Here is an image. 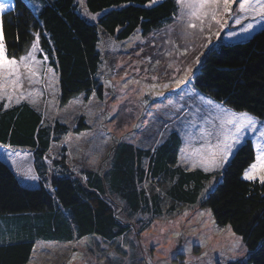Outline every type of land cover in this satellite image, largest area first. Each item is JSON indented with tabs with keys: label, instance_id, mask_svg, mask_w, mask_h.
Returning <instances> with one entry per match:
<instances>
[{
	"label": "trees",
	"instance_id": "obj_1",
	"mask_svg": "<svg viewBox=\"0 0 264 264\" xmlns=\"http://www.w3.org/2000/svg\"><path fill=\"white\" fill-rule=\"evenodd\" d=\"M38 1L45 5L39 12L30 0H12L15 7L6 11L3 26L39 29L43 49L39 57L46 55L47 67L58 75L61 105L78 95L104 100L102 33L119 42L139 31L148 37L170 25L177 11L174 0H161L152 6L150 0H85L87 13L96 17L90 20L78 0ZM5 42L9 55L14 50L15 56L22 54L21 39L15 46L10 38ZM194 87L235 111L263 119L264 29L244 41L211 46L195 75ZM85 126L80 118L74 133L79 134ZM70 130L57 121L46 123L44 116L25 102L9 110L0 107V145L32 150L40 180L36 188L25 187L14 170L0 160V215L23 218L25 227L21 238L0 243V264H29L38 242L70 243L93 236L113 242L124 238L130 227L121 219L115 199L128 218L162 216L163 199L144 188L150 178L167 186L165 196L173 212L178 205H196L203 184L215 177L216 184L202 206L210 209L217 224L229 225L248 252L245 260L228 264H264V185L242 177L255 160L251 140L218 174L182 169L178 165L182 139L172 133L154 155L130 144L118 145L110 168L102 174L87 171L79 179L73 172L57 169L50 176L46 157L52 144ZM65 162L62 156L61 165Z\"/></svg>",
	"mask_w": 264,
	"mask_h": 264
},
{
	"label": "rangeland",
	"instance_id": "obj_2",
	"mask_svg": "<svg viewBox=\"0 0 264 264\" xmlns=\"http://www.w3.org/2000/svg\"><path fill=\"white\" fill-rule=\"evenodd\" d=\"M78 2L84 14L87 13L85 0L83 5L81 0ZM30 5L33 7L32 0ZM233 10L235 14L236 5ZM85 16L95 20L90 15ZM248 23L253 21L243 20L242 23L235 24L233 17L228 19L227 26L222 30L213 24L211 32L206 30L204 34L196 33L187 39L183 38L182 29L176 20L148 37H143L140 31L136 32L125 42H119L102 33L100 78L105 89V98L102 101L96 96L87 100L84 95H78L66 105H61L59 84L53 83L49 86L51 73H47V78L45 77L48 68L45 61L41 76L38 77L40 83L30 85L25 81L24 91L38 90L42 93L37 97V106L46 123L53 125L57 121L71 129L67 136L51 146L50 154L46 157L49 175L58 172L57 169H60V172L64 170L67 174L73 172L79 179L87 171L102 174L110 168L118 145L130 144L154 155L170 139L172 133L181 137L184 147L186 142L182 138V132L187 126V121H197L194 134H198V128L203 125V117L196 114L197 106L215 114V109L206 104V100L212 98L204 96L194 87V78L204 55L218 42L244 41L264 29V24H261L250 33H245L244 28ZM3 31L5 38L12 39L13 46L19 39L23 41V52L20 55H23L25 50H30L31 43L35 40L33 33L39 34L38 28L29 27L3 26ZM217 31L219 38L215 35ZM209 35L210 44L206 39ZM6 47L8 52L7 44ZM169 52L172 55H168ZM14 53L15 50L8 55L11 57ZM197 56L200 59L199 64L195 63ZM156 61L160 63L157 64ZM189 67L192 71L185 74ZM55 74L58 79L56 72ZM153 76L157 79L153 80ZM173 78L182 82L177 85ZM165 83L170 84L167 89L161 87ZM125 84L127 87H124ZM152 84L158 87L151 89ZM24 102L28 103H21ZM6 103L0 102L3 110L17 106L13 103L11 107H4ZM80 118L85 120L86 126L82 132L76 134L74 127ZM258 119L261 121L257 125L258 129L264 130V118ZM214 122L219 124V121ZM166 126L172 128L171 133L162 144L155 146L154 140L159 139L157 132L163 131ZM256 135L258 133H247L243 144L249 139L254 147ZM125 137L132 139L127 140ZM202 143L201 140H194L193 148L200 147ZM181 149L178 165L189 172L203 171L201 167L192 168L190 159H182ZM237 150L223 168L205 173L218 174L223 171ZM62 156L66 158V162L61 165ZM0 160L14 170L23 186L36 188L39 185V178L30 179L31 175L38 177L34 169L32 150L0 145ZM13 160L16 164H13ZM28 169H31V172L25 174ZM216 179L218 178L203 184L196 205H178L171 212L172 203L165 196L167 186L150 178L144 183V188L150 195L158 193L163 199L162 216L139 214L128 218L122 212L121 203L115 199L116 207L121 211V219L130 227L124 238L113 242L97 236L70 243L38 242L29 264H228L245 260L248 252L242 239L229 225L217 224L210 209L202 206L205 197L214 188ZM23 225V218L16 215H0V243L21 238L25 228Z\"/></svg>",
	"mask_w": 264,
	"mask_h": 264
},
{
	"label": "snow or ice",
	"instance_id": "obj_3",
	"mask_svg": "<svg viewBox=\"0 0 264 264\" xmlns=\"http://www.w3.org/2000/svg\"><path fill=\"white\" fill-rule=\"evenodd\" d=\"M161 0H150L149 6L156 5ZM177 11L173 14L174 19L182 29L183 38L187 39L196 33L204 34L207 30L211 32L213 24L219 30H222L228 24V19L234 17V23L240 24L243 20H250L244 28L245 33H250L257 26L264 24V0H174ZM83 5V0H81ZM32 5L37 12L45 5L37 0H32ZM236 5L234 14L233 6ZM12 0H0V102L6 101L4 107H11L13 103L20 105L22 101H27L31 106L38 108L37 97L42 95L38 90L24 91L25 81L28 84L40 83L38 77L41 76L44 62L48 60L45 55L43 59H38L37 54L42 52L40 48L39 34L33 33L35 40L31 43L30 50H25L23 55L9 56L5 44L3 31V17L6 11L14 9ZM85 15H90L85 13ZM92 16V19H95ZM171 28V26H169ZM139 31V30H137ZM219 38V31L215 33ZM207 43H211V35L206 37ZM171 43V40L169 41ZM207 45H205L206 47ZM172 55L171 52L167 53ZM203 53H201L202 55ZM159 64V61H156ZM195 63L199 64V56ZM179 71V69H177ZM192 71L189 67L185 74ZM47 73H51L49 86L58 83L55 72L47 68ZM153 80L157 77L153 76ZM174 83L179 85L182 81L173 78ZM139 83V81H133ZM170 84L165 83L161 87L167 89ZM127 87V84L124 85ZM158 85H150L151 89ZM206 104L215 109V114L202 106H197L196 114L203 117V125L198 128V134H194L197 129V121L189 119L187 126L182 132V138L186 142L181 149L182 159H190L192 168L201 167L204 172H212L221 169L228 162L229 157L233 155L244 142L247 133H258L254 138L255 162L244 171L245 180L255 181L258 179L261 185H264V130L258 129L257 125L261 121L247 111H235L225 107L223 104H217L212 99H207ZM214 121H219L216 124ZM172 128L166 126L163 131H158L159 139L154 140L155 146L162 144L171 133ZM131 140L132 137H125ZM194 140H201L203 143L198 148H193ZM10 147V146H9ZM155 151V147H153ZM13 164L16 161L13 160ZM19 171V166H17ZM28 169L27 173H30ZM30 179H38L31 175ZM203 215V213L201 214ZM177 235H179L177 233ZM190 251V250H189Z\"/></svg>",
	"mask_w": 264,
	"mask_h": 264
}]
</instances>
